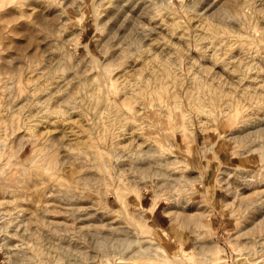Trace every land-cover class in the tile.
Here are the masks:
<instances>
[{
  "label": "rangeland",
  "instance_id": "obj_1",
  "mask_svg": "<svg viewBox=\"0 0 264 264\" xmlns=\"http://www.w3.org/2000/svg\"><path fill=\"white\" fill-rule=\"evenodd\" d=\"M263 71L264 0H0V264H264Z\"/></svg>",
  "mask_w": 264,
  "mask_h": 264
},
{
  "label": "bare ground",
  "instance_id": "obj_2",
  "mask_svg": "<svg viewBox=\"0 0 264 264\" xmlns=\"http://www.w3.org/2000/svg\"><path fill=\"white\" fill-rule=\"evenodd\" d=\"M136 1H137V0H136ZM144 1H145V0H144ZM207 1H209V0H207ZM211 2H212V1H211ZM222 3H223V2H222ZM229 3H230V2H229ZM229 3H228V4H229ZM135 4H136V3H135ZM213 4H214V2H213ZM215 4H216V3H215ZM241 4H242V3H241ZM208 5H209V4H208ZM211 5H212V3H211ZM213 6H214V5H213ZM217 6H218V5H217ZM217 6H216V8H217ZM219 6H220V5H219ZM227 6H228V5H227ZM210 7H211V6H210ZM238 7H240V6H238ZM208 8H209V7H208ZM208 8H207V9H208ZM229 8H230V7H229ZM229 8H227L228 11H229ZM231 8H232V6H231ZM203 9H204V8H203ZM214 9H215V8H214ZM227 9H226V7H225V10H227ZM235 9H237V11H238L239 8H235ZM140 10H141V9H140ZM221 11H222V8H221ZM228 11H227V14H229ZM210 12H211V11H210ZM214 12H215V11H214ZM214 12H212L213 15H214ZM197 13H200V11H199V12L197 11ZM212 13H211V14H212ZM217 13H221V12H217ZM235 13H237V12H235ZM247 13H248V12H247ZM160 14H161V13H160ZM211 14H210V15H211ZM237 14H238V13H237ZM198 15H199V14H198ZM200 15H201V13H200ZM202 15H203V14H202ZM216 15H218V14H216ZM150 16H151V15H150ZM211 16H212V15H211ZM235 16H236V15H235ZM156 17H157V16H156ZM162 17H163V16H162ZM193 17H194V16H193ZM212 17H213V16H212ZM220 17H221V16H220ZM220 17H219V18H220ZM233 17H234V16H233ZM237 17H238V16H237ZM149 18H150V17H149ZM165 18H166V17H165ZM145 19H146V18H145ZM147 19H148V18H147ZM152 19H153V18H152ZM211 19H212V18H211ZM193 20H194V19H193ZM197 20H198V19H197ZM203 20H204V19H203ZM133 21H134V20H133ZM167 21H170V20H167ZM208 21H209V20H208ZM170 22H171V21H170ZM206 22H207V21H206ZM216 22H217V21H216ZM218 22H220V21H218ZM45 23H47V22H45ZM132 23H133V22H132ZM132 23H131V24H132ZM150 23H151V22H150ZM203 23H204V21H203L202 24L200 25L199 22H198V24H199V26H200V27H198V28H200L199 30L202 31V29L204 28L206 31L203 29V30L205 31V32H203V34L206 33V37L209 35L213 41L215 40L216 42H218V40H219V38H220V37H219V34H221V31H220V30H224V29H219V28H218V23H217V26L214 25V24H210V22H209V23H204V24H203ZM230 23H231V22H230ZM139 24H140V23H139ZM148 24H149V23H148ZM157 24H158V25H157ZM157 24H156L155 27H154L155 29L157 28V30H159V29L163 30V29L165 28V25H166V24L164 25V24L161 22V19H160V23H157ZM168 24H169V23H168ZM175 24H176V22H175ZM175 24H174V26L176 27ZM133 25H134V24H133ZM146 25H147V24H146ZM172 25H173V22H171V26H172ZM178 25H179V24H178ZM178 25H177V27H178ZM219 25H220V27H221V22H220ZM138 26H139V25H138ZM174 26H172V27H174ZM224 26H225V24H224ZM224 26H223V27H224ZM175 27H174V28H175ZM196 27H197V25H196ZM143 28H144V27H143ZM148 28H150V27H148ZM151 28H152V27H151ZM154 28H153V29H154ZM174 28H173V29H174ZM225 28H226V27H225ZM139 29H140V28H139ZM175 29H176V28H175ZM175 29H174V30H175ZM177 29H178V28H177ZM177 29H176V31L179 32ZM142 30H143V29H142ZM150 30H152V29H150ZM161 30H160V31H161ZM185 30H186V29H185ZM148 31H149V30H148ZM160 31H159V32H160ZM176 31H174V32H176ZM201 31H200V32H201ZM228 31H230V30H228ZM149 32H151V31H149ZM224 32H225V30H224ZM226 32H227V31H226ZM226 32H225V33H226ZM230 32H232V31H230ZM261 32H262V31H261ZM143 33H144V32H143ZM143 33H142V35H143ZM145 33H146V32H145ZM145 33H144V34H145ZM160 33H161V32H160ZM181 33H182V30H181ZM196 33H197V32H196ZM150 34H151V33H150ZM156 34H157V33H156ZM161 34H164V33L162 32ZM183 34H184V33H183ZM183 34L181 35L180 33H178L177 35H178L179 38L181 39V36H183ZM186 34H187V32H186ZM194 34H195V32H194ZM201 34H202V33H201ZM201 34H200V35H201ZM207 34H208V35H207ZM230 34L232 35V33H230ZM233 34H235V33H233ZM236 34H237V32H236ZM142 35H141V36H142ZM152 35H153V34H152ZM164 35H165V34H164ZM222 35H223V34H222ZM224 35H225V34H224ZM227 35H228V34H227ZM237 35H238V34H237ZM143 36H144V35H143ZM150 36H151V35H150ZM162 36H163V35H162ZM175 36H176V35H175ZM184 36H185V35H184ZM184 36H183V37H184ZM202 36H203V35H201L200 38H202ZM228 36H229V35H228ZM241 36H242V34H241L240 36H238V37H241ZM155 37H156V36H155ZM183 37H182V38H183ZM195 37L197 38V36H195ZM222 37H224V36H222ZM222 37H221V38H222ZM232 37H233V36H232ZM234 37H235V36H234ZM238 37H236V38L238 39ZM136 38H137V37H136ZM151 38H152V37H151ZM207 38H209V37H207ZM207 38H206V39H207ZM221 38H220V40H221ZM229 38H230V37H229ZM242 38H243V36H242ZM144 39H146V38L143 37V40H144ZM204 39H205V38L203 37V40H204ZM211 39H210V41H211ZM222 39H223V38H222ZM231 39H235V38H231ZM231 39H230V40H231ZM140 40H141V38H140ZM153 40H154V39H153ZM161 40H163V39H161ZM176 40H177V39H176ZM185 40H186V39H185ZM197 40H198V39H197ZM223 40H224V39H223ZM226 40H227V39H226ZM238 40H239V39H238ZM149 41H150V40H149ZM151 41H152V40H151ZM156 41H157V40H156ZM163 41H164V42L162 43V46H161V47H169V45L171 44V43H169L170 41H168V40H166V42H165V40H163ZM178 41H179V40H178ZM200 41H201V39H200ZM200 41H199V42H200ZM213 41H211V42H213ZM215 41H214V43H215ZM221 41H222V40H221ZM227 41H229V40H227ZM140 42H141V41H140ZM144 42H145V41H144ZM152 42H153V41H152ZM175 42H176V41H175ZM203 42H204V41H203ZM222 42H223V41H222ZM231 42H232V41H231ZM231 42H230V43H231ZM208 43H209V42H208ZM219 43H220V42H219ZM227 43H228V42H227ZM230 43H228V44L230 45ZM232 43H233V42H232ZM144 44H145V43H144ZM150 44H151V42H150ZM182 44H183V43H182ZM217 44H218V43H217ZM221 44H222V43H221ZM221 44H219V45H221ZM236 44H237V43H236ZM146 45H147V44H146ZM146 45H144V46H146ZM152 45H153V43H152ZM207 45H208V44H207ZM213 45H214V44H213ZM213 45H212V47H213ZM137 46H138V45H137ZM150 46H151V45H150ZM150 46H149V47H150ZM179 46H180V45H179ZM210 46H211V45H210ZM214 46H215V45H214ZM226 46H227V45H226ZM226 46H225V44H224V47H226ZM149 47H148V48H149ZM175 47H176V46H175ZM187 47H188V46H187ZM212 47H211V50L213 49ZM215 47H216V46H215ZM218 47H219V46L217 45V48H218ZM224 47H223V48H224ZM232 47H233V46H232ZM144 48H145V47H144ZM146 48H147V47H146ZM151 48H152V46H151ZM153 48H154V47H153ZM155 48H156V47H155ZM169 48H170V47H169ZM205 48L208 49L207 46H206ZM205 48H203V49H205ZM223 48H221V49H223ZM138 49H139V48H138ZM215 49H216V48H215ZM215 49H214V51H215ZM221 49H220V50H221ZM226 49H230V47H229V48H226ZM235 49H236V48H235ZM134 50H135V49H134ZM209 50H210V49H209ZM209 50H208V51H209ZM139 51H140V50H139ZM151 51H152V50H151ZM160 51H161V50H160ZM165 51H167V50H165ZM171 51H172V50H171ZM228 51H229V50H228ZM234 51H235V50H234ZM236 51H238V50L236 49ZM239 51H240V50H239ZM149 52H150V51H149ZM212 52H213V51H212ZM212 52H211L210 54H212ZM217 52H218V51H217ZM229 52H230V51H229ZM229 52H228V53H229ZM144 53H145V52H144ZM153 53H154V52H153ZM153 53H152V58H153ZM214 53H215V52H214ZM220 53H221V52H220ZM220 53H219V54H220ZM224 53H225V51H224ZM233 53H234V52H233ZM237 53H238V52H237ZM155 54H157V53H155ZM169 54H170V52H169ZM208 54H209V53H208ZM221 54H222V53H221ZM225 54H226V53H225ZM225 54H224V55H225ZM229 54H230V53H229ZM234 54H235V53H234ZM158 55H160V54H158ZM158 55H157V56H158ZM163 55H165V54H163ZM216 55H218V53H215V54H214V56H216ZM224 55H223V57H224ZM237 55H239V54H237ZM237 55H236V57H237ZM240 55H241V53H240ZM155 56H156V55H155ZM155 56H154L153 59H157V57L155 58ZM168 56H169V55L167 54V57H168ZM220 56H221V55H220ZM231 56H232V55H231ZM114 57H115V56H114ZM149 57H150V56H149ZM149 57H148V58L145 57V58L149 59ZM169 57H170V56H169ZM171 57H172V56H171ZM209 57L212 58L211 55H210ZM223 57H222V59H223ZM227 57H228V56H227ZM236 57H235V59H236ZM112 58H113V57H112ZM160 58H162V57H160ZM214 58H215V57H214ZM216 58H218V57L216 56ZM231 58H232V57H231ZM233 58H234V57H233ZM239 58H240V57H239ZM239 58H238V60H237V59H236V60L234 59V61L232 62V64H231V67H233L232 71L235 70V69H239V68H241V61H239ZM165 59H166V58H165ZM165 59H164V57H163V60H165ZM212 59H213V58H212ZM220 59H221V58H220ZM220 59H219V60H220ZM228 59H229V58H228ZM228 59H227V62H228ZM240 59H241V58H240ZM149 60H150V59H149ZM158 60L160 61V59H158ZM168 60H169V58H168ZM170 60H171V59H170ZM170 60H169V62H170ZM217 60H218V59L215 60L214 64L217 62ZM223 60L226 61L225 59H223ZM229 60H231V59H229ZM243 60H244V59H243ZM151 61H152V60H151ZM154 61H155V60H154ZM154 61H153V62H154ZM155 62H157V61H155ZM173 62H175V61H173ZM196 62H197V61H196ZM243 62H244V61H243ZM148 63H149V62H148ZM148 63H147V65H148ZM150 63H151V62H150ZM158 63L161 64L162 62H158ZM164 63H166V62H164ZM164 63H163L162 65H160L159 68H157V67L159 66V64L157 65V63H156V65H157L156 70L159 71L158 73H159L161 76H162V75H163V76L171 75V74H170V71H172L173 69L169 70V68L166 66L168 63H167V64H164ZM190 63H191V62H190ZM200 63H201V62H200ZM218 63H219V62H218ZM218 63H217V64H218ZM230 63H231V62H230ZM230 63H229V64H230ZM170 64H172V62H170V63L168 64V66H169ZM191 64H192V63H191ZM191 64H190V65H191ZM221 64H222V63H221ZM229 64H228V66H229ZM243 64H244V63H243ZM248 64H249V63H248ZM143 65H144V64H143ZM153 65H154V64H153ZM170 66H172V65H170ZM210 66H211V65H210ZM213 66H214V65H213ZM246 66H247V63H246ZM249 66H250V65H249ZM251 66H252V65H251ZM140 67H141V66H140ZM143 67H144V66H143ZM148 67H149V65H148ZM201 67H202V66H201ZM211 67H212V66H211ZM222 67H223V64H222ZM224 67H227V66L224 65ZM247 67H248V66H247ZM173 68H174V67H173ZM206 68H207V67H206ZM209 68H210V67H209ZM234 68H235V69H234ZM244 68H245V67H244ZM249 68H250V67H249ZM252 68H254V67H252ZM148 69H149V68H148ZM150 69H152V65H151V68H150ZM213 69H214V68H213ZM219 69H220V68H219ZM225 69H227V68H225ZM246 69H247V68H246ZM133 70H134V69H133ZM137 70H138V69H137ZM174 70H176V69H174ZM207 70H208L207 72H210V69H207ZM249 70H250V69H249ZM260 70H262V69L260 68ZM131 71H132V70H131ZM140 71H141V70H140ZM150 71H152V70H150ZM153 71H155V70H153ZM205 71H206V70H205ZM226 71H227L228 75L232 74V73H231L232 71H231L230 68H228ZM237 71H238V70H237ZM237 71H235L234 74H235ZM241 71L243 72V67H242ZM241 71H240V72H241ZM245 71H246V70H245ZM155 72H157V71H155ZM175 72H176V71H175ZM207 72H206V73H207ZM246 72L248 73V70H247ZM263 72H264V71H263ZM153 73H154V72H153ZM171 73H172V72H171ZM177 73H178V72H176V74H177ZM199 73H200V72H199ZM193 74H195V73H193ZM154 75H155V73H154ZM157 75H158V74H157ZM174 75H175V73H174ZM174 75H173V76H174ZM219 75H220V74H219ZM225 75H226V74H225ZM232 75H233V74H232ZM241 75H242V74H241ZM241 75H239V76H241ZM243 75H244V73H243ZM245 75H246V73H245ZM148 76H149V75H148ZM148 76H147V77H148ZM158 76H159V75H158ZM163 76H162V77H163ZM175 76H176V77H175ZM175 76H174V78H176V81H177V76H178V75H175ZM194 76H197V75H193V77H190V78L194 79ZM156 77H157V76H156ZM159 77H160V76H159ZM166 77H167V76H166ZM166 77H165V78H166ZM168 77H169V76H168ZM168 77H167L166 79H168ZM178 77H180V76H178ZM245 77H247V76H245ZM248 77H249V76H248ZM258 77H259V75H258ZM258 77H257V78H258ZM153 78L155 79V76H154ZM225 78H226V77H225ZM257 78L254 77L253 79H256V80H257ZM259 78H260V77H259ZM169 79L171 80V78H169ZM198 79L201 80L200 77H199ZM145 80H146V79H145ZM173 80H174V79H173ZM195 80H196V79H195ZM200 80H199V82H200ZM202 80H203V79H202ZM202 80H201V81H202ZM256 80H255V82H256ZM147 81H148V80H147ZM147 81H146V82H147ZM158 81H159V80H158ZM165 81H166V80H165ZM208 81H209V80H208ZM144 82H145V81H144ZM156 82H157V80H156ZM174 82H175V81H174ZM179 82H180V81H179ZM206 82H207V81H206ZM206 82H205V83H206ZM236 82H237V81H236ZM253 82H254V80H253ZM261 82H263V81L261 80ZM261 82L259 81V83H261ZM160 83H161V82H160ZM189 83H190V82H189ZM212 83H213V82H212ZM146 84H147V83H146ZM165 84H166V83H165ZM167 84H168V83H167ZM173 84H174V83H173ZM177 84H179V83H177ZM202 84H203V83H202ZM206 84H209V83L207 82ZM213 84H214V83H213ZM252 84H253V83H252ZM191 85H192V83H191ZM194 85H195V84H194ZM257 85L260 86V84H257ZM261 85H263V83H262ZM199 86H200V84H199ZM204 86H205V85H204ZM210 86H211V85H210ZM181 87H182V86H181ZM189 87H190V86H189ZM191 87H192V86H191ZM202 87H203V86H202ZM197 88H199V87H197ZM205 88H207V87L205 86ZM197 90H199V89H197ZM205 90H206V89H205ZM205 90H204V91H205ZM204 91H203V92H204ZM210 91H211V90H210ZM212 91H213V90H212ZM175 92H176V91H175ZM187 92L189 93V91H187ZM196 93H197V92H196ZM204 93H205V92H204ZM211 93H213V92H211ZM214 93H215V92H214ZM214 93H213V94H214ZM192 94H195V93H192ZM199 94H200V93H198L197 95H199ZM201 94H202V93H201ZM209 94H210V93H209ZM209 94H208V95H209ZM213 94H212V95H213ZM188 95H189V94H188ZM197 95H196V96H197ZM208 95H206V96H208ZM191 96H192V95H191ZM193 96H195V95H193ZM202 96H203V95H202ZM206 96L204 95V97H206ZM209 96H210V95H209ZM209 96H208L207 98H209ZM216 96H217V95H216ZM216 96H215V98H216ZM105 97H106V96H105ZM199 97H200V96L197 97V98H198L197 100H200ZM188 98H189V97H188ZM192 98H193V97H192ZM192 98H189V99H192ZM200 98H201V97H200ZM210 99H211V96H210ZM202 100H203V99H202ZM202 100H201V101H202ZM205 100H206V99H205ZM213 100H214V98H213ZM192 101H193V99H192ZM207 101H208V100H207ZM214 101H215V100H214ZM193 102H194V101H193ZM193 102H192V103H193ZM202 103H204V101H203ZM230 103H231V102H230ZM193 104H195V103H193ZM199 104H200V103H199ZM199 104H197V105H199ZM197 105H196V106H197ZM203 105H204V104H203ZM205 105H206V104H205ZM198 107H200V106H198ZM201 107H202V106H201ZM107 108H108V107H106V109H107ZM100 110H101V109H100ZM106 111H107V110H106ZM101 115H102V114H101ZM115 139H116V138H115ZM116 143H117V142H116ZM127 143H128V142H126L124 145L126 146ZM142 144H143V143H142ZM144 144H145V143H144ZM114 145H115V144L113 143L112 146H114ZM130 145H131V144H130ZM149 145H150V144H149ZM110 147H111V145H110ZM115 147H116V146H115ZM147 147H148V146H147ZM147 147H146V148H147ZM113 148H114V147H113ZM146 148L143 150L144 152H147L148 150H151L150 148H147V149H146ZM102 149H103V148H102ZM109 149H110V148H109ZM111 149H112V148H111ZM111 149H110V150H111ZM107 150H108V149H107ZM110 150H109V151H110ZM93 151H94V150H93ZM100 151H101V150H100ZM112 151H116V149H115V150L112 149ZM139 151H140V150H139ZM94 153H95V151H94ZM112 153H113V152H112ZM152 153H153V152H152ZM91 154H92V153H91ZM140 154H141V153H140ZM140 154H139V155H140ZM136 155H137V154H136ZM91 156H92V155H91ZM151 156H152V155H151ZM138 157H139V156H138ZM138 157H137V159H138ZM141 157H142V156H141ZM92 158H93V157H92ZM92 158H91V159H92ZM134 158H135V157H134ZM167 158H168V157H167ZM93 159H94V158H93ZM149 159H150V158H149ZM149 159H148V160H149ZM156 159H157V158H156ZM172 159H173V158H172ZM172 159H170V160L168 159L169 162H170V161L172 162ZM145 160H146V159H145ZM135 161H136V159H135ZM138 161H140V159H139ZM161 161H162V160H161ZM94 162H95V160H94ZM136 162H137V161H136ZM164 162H165V161H164ZM146 163H147V162H146ZM146 163H144V164H146ZM149 163H150V162H148V165H146V166H149ZM154 163H155V162H154ZM156 163H157V162H156ZM106 164H107V163H106ZM108 164H109V163H108ZM136 165H138V166H136L137 168L134 167L136 170H137L138 168H139L140 170H141L142 168H143V169H144V168L146 169V167H143L144 165H143L142 163H141V165L138 164V163H136ZM154 165H156V164H154ZM139 169H138V170H139ZM145 169H144V171H145ZM138 170H137V171H138ZM140 170H139V173L143 171V170H142V171H140ZM146 170H147V169H146ZM142 174H143V173H142ZM113 177H115V176H113ZM145 187H146V186H145ZM136 196H137V195H136ZM135 198H137V197H135ZM138 198H139V197H138ZM138 200H139V199H138ZM258 200H259V199H258ZM259 201H260V200H259ZM159 203H160V201H159L158 199L153 198V199H152V202H151V205L148 206L147 208L143 207L141 202H139V205H140V206H141V207L147 212V214H148L150 217H152V214H153L154 210L157 208V206H158ZM263 213H264V212H263ZM261 218H262V217H261ZM164 231H165V230H164ZM109 240H110V239H109ZM160 261H161V260H160Z\"/></svg>",
  "mask_w": 264,
  "mask_h": 264
},
{
  "label": "crops",
  "instance_id": "obj_3",
  "mask_svg": "<svg viewBox=\"0 0 264 264\" xmlns=\"http://www.w3.org/2000/svg\"><path fill=\"white\" fill-rule=\"evenodd\" d=\"M220 158L222 159V157ZM213 163L215 162L210 163L204 170V179H203L204 182H210L214 178L216 164ZM152 216L155 222L159 224H165L166 222L165 214H160L159 211H155Z\"/></svg>",
  "mask_w": 264,
  "mask_h": 264
}]
</instances>
